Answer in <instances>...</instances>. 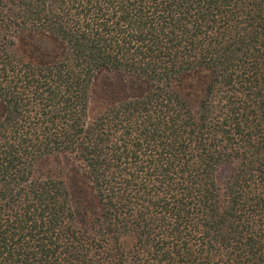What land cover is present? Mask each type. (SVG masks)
<instances>
[{
  "label": "trees",
  "instance_id": "16d2710c",
  "mask_svg": "<svg viewBox=\"0 0 264 264\" xmlns=\"http://www.w3.org/2000/svg\"><path fill=\"white\" fill-rule=\"evenodd\" d=\"M0 264H264V0H0Z\"/></svg>",
  "mask_w": 264,
  "mask_h": 264
}]
</instances>
